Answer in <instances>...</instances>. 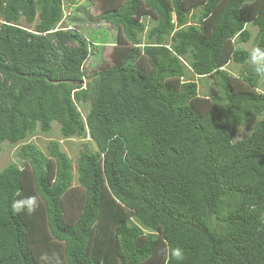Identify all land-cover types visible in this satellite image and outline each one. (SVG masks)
I'll return each mask as SVG.
<instances>
[{
	"label": "trees",
	"instance_id": "trees-1",
	"mask_svg": "<svg viewBox=\"0 0 264 264\" xmlns=\"http://www.w3.org/2000/svg\"><path fill=\"white\" fill-rule=\"evenodd\" d=\"M97 1L117 34L111 63L85 75L89 44L57 27L78 0H0V151L22 143L0 170V264H264L263 79L233 45L250 24L264 49V0ZM188 74L213 78L209 92ZM54 122L96 145L76 176L56 142L23 143ZM33 195L34 213L12 211Z\"/></svg>",
	"mask_w": 264,
	"mask_h": 264
},
{
	"label": "rangeland",
	"instance_id": "rangeland-1",
	"mask_svg": "<svg viewBox=\"0 0 264 264\" xmlns=\"http://www.w3.org/2000/svg\"><path fill=\"white\" fill-rule=\"evenodd\" d=\"M69 10H66L65 13L63 12V18L57 27L66 28L72 26L79 30L82 35V38L89 44V57L83 66V70L85 75H92L97 72L103 64H107V66L111 63V47L112 44L115 42L116 38V29L111 27L108 23L98 18L101 10L100 5L97 0H78L76 4H71ZM78 10H75V9ZM74 10V11H73ZM198 12V11H197ZM194 13V15L197 14ZM71 13L72 17H69ZM74 17V20L71 19ZM145 23V31L143 36L148 33L149 29L153 26L154 22L151 21V18L146 17L142 19ZM37 22V21H36ZM20 25L24 27H29L24 23L23 18L20 19ZM32 28V26H31ZM246 29L250 32L251 36L247 42H240L234 40V48L235 49H243L246 51H251L252 48L255 47V36H256V28L250 26L248 24ZM94 45V46H93ZM96 51H95V49ZM224 69L231 73L234 76L243 75L244 66L240 64H236L231 60L226 63ZM192 75L188 74V78H191ZM86 79V78H85ZM194 81L197 83V91L199 95H205L209 92L210 83L212 82L213 78L206 77L202 79H198L192 77ZM84 80V79H83ZM261 87L259 91L264 92V79L260 82ZM89 110V106L79 107V111L84 118L86 113ZM264 115V114H263ZM264 117V116H263ZM254 123L251 122L247 125H243L239 128L237 132L236 139H242L247 137L252 130ZM51 142H56L58 144L59 150L67 155V157L72 162L73 166V173L76 176V166H77V159L79 155L83 151H96V145L92 142L88 136L86 135L85 138H69V139H62L59 133V125L57 123H52L51 131L48 134H42L39 131H35L33 134L29 135L27 139L23 142L24 144L32 143L38 149L46 153L49 148L48 145ZM22 143H18L16 145H10L8 143H3L1 145L0 151V170L3 169L10 163H17L20 165L17 159V154L20 150V145ZM75 185V180L73 182ZM67 218H74L75 211L67 207ZM59 254L58 252H56Z\"/></svg>",
	"mask_w": 264,
	"mask_h": 264
},
{
	"label": "clouds",
	"instance_id": "clouds-1",
	"mask_svg": "<svg viewBox=\"0 0 264 264\" xmlns=\"http://www.w3.org/2000/svg\"><path fill=\"white\" fill-rule=\"evenodd\" d=\"M245 26H247V24ZM249 63L256 75L264 79V49L258 46L252 48L249 55ZM11 207L12 211L17 214L26 211L30 215L34 213L39 207V200L35 195L28 196L15 200ZM165 251L168 255H170V257L176 260H182L184 258L183 250L179 247L174 249L169 248ZM39 260L42 262V264H63V261L57 253H52L51 255L48 253H42L39 257Z\"/></svg>",
	"mask_w": 264,
	"mask_h": 264
}]
</instances>
